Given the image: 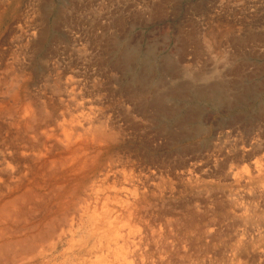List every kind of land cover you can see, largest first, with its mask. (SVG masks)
<instances>
[{
  "label": "bare ground",
  "instance_id": "bare-ground-1",
  "mask_svg": "<svg viewBox=\"0 0 264 264\" xmlns=\"http://www.w3.org/2000/svg\"><path fill=\"white\" fill-rule=\"evenodd\" d=\"M22 1L23 0H0V37L5 36L6 33L8 34V31L10 30L9 36L10 37L12 36V39L17 43L19 41L21 42L22 45H20V43H18L17 45L18 47L20 46L18 53H21V54L23 53V55L24 53L26 54L25 51L28 48L27 45H29V47L31 45L32 46L31 48L33 49V51L31 52L32 57H29V58L27 57V58L28 59L32 58L31 60L34 62L35 59L38 58L37 53H39L38 50H40V48L38 47L44 41L43 36L45 32L44 30H42L43 25L39 23V21H41L38 19L39 16L36 17L35 15L36 13L35 6H37L38 3L36 5L32 4L31 6L27 5L28 10L23 11V13L19 15L22 9L21 7ZM66 5H69V4H66ZM96 5H98V3H96L93 6L96 7ZM46 7L47 8L45 9L47 10V12H49V5L47 4ZM117 8L119 7L117 6ZM116 10H114V13H117L115 12ZM73 11L74 10H72V12ZM98 12L100 13L101 11H98ZM67 14L68 13H66L65 15ZM75 17L77 18V15ZM40 18L42 19V17ZM99 18H100L99 16L96 18V22H97L95 23L96 28H99L100 26ZM63 20H64V17H63ZM115 22H117V19L115 20ZM89 23L87 24V26L89 25ZM12 24H15V25L10 27ZM104 25L105 24L103 23V27ZM83 26L84 25H82V27ZM60 27L61 26H59V28ZM74 27L75 26H73V28ZM111 28L113 29L114 27H111ZM93 29L92 31L94 30L96 31V29L94 30ZM85 31L86 30H84V32ZM104 31L105 33H107L105 29ZM61 32H64V31H61ZM85 33H88V31ZM113 35L115 36V34ZM39 36H40L39 41L38 40L37 42L33 41L35 38L38 39ZM64 36L67 37L66 34ZM93 37L95 36L93 35ZM81 38L79 36V39ZM97 38H100V37H97ZM12 41H9V42H12ZM82 41H85V40H82ZM33 42H35L36 44L32 45L34 44ZM67 42H70V41H67ZM71 42L69 44H71ZM64 43H65V40H64ZM86 43L88 46V42ZM1 44L3 43L1 42ZM1 44H0V264H183L184 262H182V260L184 261L186 260L187 251L192 246L197 247L195 253L200 254L201 251L198 250L199 248L198 244L203 239L205 241L207 240L209 243H215V242H219L220 240H222L224 236V232H223V229H219V228L222 226L223 222L225 221L230 220L231 224L233 225L232 228L238 227V226L240 227V225L247 226L249 228L251 227V230L259 226L264 227V186H262V183L264 184V158L260 160H255L256 159L255 158L254 159L255 161L250 159L254 162L249 165L244 166V168L242 167L243 169L242 171H239L236 169L235 172L229 171L224 174L223 181L225 182L237 181V184L239 185L244 184V186H248L249 190H251V194H249L247 197L250 196V198H247L240 193L236 195L233 194L234 196L226 195L227 197L224 196L225 198L224 200L221 199L217 201L215 199L216 205L215 204L214 205L218 207L217 209L216 208L212 210L206 209V211H201L200 205H197L194 208H192L191 206H189L190 204H187L188 203L187 202L186 203L187 211H185L182 214V207L178 205V203H180L181 201L179 202V200L176 198L178 194L177 185L172 184L171 177L169 176L167 171H165L167 166L165 167L164 164L163 165L160 164V166H155V165L152 166L150 164L151 157L149 158V155L145 154L146 156L143 161L138 157V155H133L132 152H130L131 149L128 150L125 144L127 142L126 139L129 138L128 137L129 134L127 131L130 130L132 126H134V129H135V121L139 116L138 111L141 112L146 107L144 105L145 102H143L144 94L146 91L143 88L142 90L140 88V90L136 91L137 88L134 90V87L131 85V92H129L127 88L123 87L120 83H115L117 84V87L119 88V89L114 88L116 93L119 91L118 93L122 94L123 91H125L127 93L128 99L130 98V102H131L130 104H132V105L129 104L130 106H125L126 104L123 105L121 107L122 111L118 112L117 111L118 109H116L117 107L114 108V106L113 107L107 106L108 102L106 103V98H105L107 96L106 94L107 90L105 89V86L107 85L104 86L103 82H101L98 79L97 80L93 79L94 77L89 78L90 80L93 79L92 81H90L87 78L88 76L87 77L84 76L82 72L83 69H81L80 67H76V71L74 70L75 68L72 67L73 70L75 71L76 77L70 75V77L71 76L72 77L69 78L68 80L66 79L67 82L65 81V83H62L59 80L60 78H58V80L53 84H50V85L43 84V86H40V85L38 86L36 84H32L31 80L26 78V75L25 77L22 75L24 73L23 66H25L22 63H24V61L21 63L22 67H17L20 64V61L23 59L19 61L20 56L16 57L14 56L15 54L14 55L11 54L12 59L11 58L10 59L12 61L11 60L8 61L7 57L9 55L7 56V53H6L7 50L6 51L4 49L2 50ZM13 44L14 43H12V45ZM23 44L25 45L23 46ZM73 44L76 45L75 42ZM80 44H82V42ZM92 44H94V42ZM95 44H96V41H95ZM9 45L11 46V43ZM89 45L92 46L91 44ZM205 46H207V44H205ZM91 48H93V46ZM95 49L96 48H94L93 50L95 51ZM27 50H29V48ZM47 50L48 49L46 48V51ZM14 52L16 51H13V53ZM79 52L77 50L76 53H79ZM82 52L83 51H81V55L85 53V51L83 54ZM44 53L42 52L41 55H43ZM88 53L86 51V54ZM86 54H84V56ZM91 54L93 55V52ZM87 57L89 58V56ZM124 60L126 61V59ZM25 61L27 62L28 60H25ZM224 63L227 64V62L225 61ZM231 63L232 62H229V65ZM88 64L90 65L92 63H88ZM51 67L52 66L47 67V68L49 69ZM61 68H58V69L61 70ZM87 68L89 67H86V71H87ZM64 69L66 68H63L62 70ZM108 69L105 72H108L109 71ZM64 72H67V71H64ZM96 72L95 74L98 75L99 73L97 74ZM109 72L110 74L108 76H110L111 80L112 81L113 79L117 80V75L119 74L114 73V70H111ZM124 72H126V70ZM184 72H186V70ZM226 72L228 71L226 70ZM105 74L103 73L104 79L108 77ZM193 74L197 76V73H193ZM54 75H57V74H54ZM207 75L209 74L207 73ZM138 76L139 75L137 74V77ZM143 77L144 76L142 75V78ZM198 77L199 75L197 76V78ZM35 78L37 79V77ZM99 79L101 78L99 77ZM161 79L163 78L161 77ZM118 80L120 81V79ZM38 81L40 80L38 79ZM43 81L44 80H42V82ZM49 81L52 82L53 80L49 79ZM138 82H140V79L139 81H137V83ZM161 83L163 82L161 81ZM45 84H47V82ZM106 84H109V83L107 82ZM136 85L139 86L140 84H136ZM141 85H142V81H141ZM142 86L144 87L145 84ZM159 88L161 89V86ZM154 89L155 88H153V90ZM176 89H174V91H176ZM152 92H155V91H152ZM178 92L179 91H177V93ZM151 94L152 93H150V95ZM122 95L124 96V94ZM177 95H180V94L178 93ZM162 96L163 95L160 94L158 99L162 100ZM164 97H166V95ZM208 97L209 96H207V98ZM149 98L147 99L149 100ZM155 100H157V98ZM161 100H157L158 103L160 101V104L161 103L164 104L165 101L161 102ZM154 103L156 102L154 101ZM119 105H122V103ZM162 105L161 107L160 106L159 107L162 108ZM160 108H159V111H160ZM163 109H165V106ZM156 110H158V108ZM170 111L168 113L169 115L171 114ZM150 113H152L151 110H150ZM141 114H142L141 119H144L146 114H144V111H142ZM163 114L166 115L167 113L166 114L163 113ZM189 118H187L185 121H187ZM137 123H140V121ZM160 124H163V123H160ZM149 125H153V124H149ZM199 129L200 128H198V130ZM149 132L148 134H150ZM164 132L165 130L160 128L155 133V135L152 134L153 137L151 136L150 137L153 141L151 142H153V144H156L157 140L164 141L166 140V138H169L168 136L165 138ZM134 133L137 134L136 132ZM143 133L145 134L144 131ZM233 133L228 132L226 135V139L231 140L230 137L232 138ZM132 134L133 133H131L130 135ZM171 134H173V132ZM147 135L145 136L147 137ZM138 136L139 135H137V138H139ZM202 137L203 136H201V138ZM196 138L197 137H195V139ZM255 139H253L254 141L251 140V142L246 144L247 152L251 153V155L253 156L257 152H264L262 143L260 141H257L258 138L256 141ZM214 141L215 140H213L212 142L214 143ZM261 141H264V139H262ZM244 142L245 143L247 142V138H246V141ZM148 146L149 145H145L146 151L149 148ZM213 148H214V145H213ZM224 149L222 150L223 152H224ZM227 149H229V147ZM246 149H243V150H246ZM151 153H155V152H151ZM215 154L216 153L214 152V155ZM161 156L159 155L160 160H161ZM179 156H181L180 153H179ZM236 157L238 156H235V158ZM169 158H172V156ZM191 158L193 159V156ZM196 160H198V158ZM244 160H243V163L245 164ZM155 162L153 163L155 164ZM175 162L173 163L176 164ZM193 162H196V161H193ZM230 162H231V159H230ZM183 165H187V164H183ZM216 166H220L219 163ZM172 167L173 166L171 163V168ZM187 168H188V165H187ZM195 168L190 171L185 172L184 174H181L183 183L185 184V181L187 182V185H185L184 187L185 191L188 190V188H191L192 186L199 185L200 182L203 183L202 179L204 178V176L201 177L200 175H198L197 174L198 170ZM220 169H224V167ZM217 170H219V168ZM213 174L214 173H212V175ZM203 185L207 186L208 183H204ZM198 193H200V191ZM215 200L213 201L215 202ZM175 204H177V207ZM218 212H222L221 220L212 219L211 217L207 220V222L203 223L204 224L203 226H201V223L204 221L205 216L207 217V215L209 214V217H210L211 213L215 216V214H219ZM237 235L239 234L237 233ZM245 235H248V234L246 233ZM260 235H261L260 233L258 234L252 233L248 235L249 236L248 238L251 242H253V241L260 240L261 239ZM248 243L249 242L238 247L236 249V252L242 251V249L245 246H247ZM260 253H258V255H260ZM201 254H204V253L202 252ZM182 257L184 259H182ZM248 260L249 262H252L250 261V259ZM261 260L259 259V261Z\"/></svg>",
  "mask_w": 264,
  "mask_h": 264
},
{
  "label": "rangeland",
  "instance_id": "rangeland-1",
  "mask_svg": "<svg viewBox=\"0 0 264 264\" xmlns=\"http://www.w3.org/2000/svg\"><path fill=\"white\" fill-rule=\"evenodd\" d=\"M35 1L28 0L27 2V0H23L21 7L24 10L21 9L20 11L21 13H19V15H21L23 11L28 10V6H31L32 4L36 5L38 3L37 6H35L36 8L35 15L36 17L39 16L38 19L41 20L39 21V23H41L44 26V27L42 26V30H44L45 32L43 36L44 38L42 37L44 41L38 47L40 48V50H38L39 53H37L38 58H36L38 60L35 59V61L33 62L31 60L32 58L28 59L29 57H32L31 52L33 51V49L31 48L32 47L31 45L30 47L29 45H27L29 50H27L28 48L26 49L25 51L26 54L24 53L23 55V53L22 54L18 53L20 46L18 47L17 45L18 43H20V45L22 44L20 41L18 43L15 42L12 39V36L11 37L9 36L10 30L8 31V34L6 33V35L4 34L5 36H2L3 38L0 37V44L1 42L3 43L1 44V48L2 50L3 49L5 51L7 50L6 52L7 56L9 55L7 57L8 61L12 59V55L14 54H15L14 56L16 57L20 56L19 61L23 59L20 61V64H19L21 66L18 65L17 67H22V64L25 65L23 66L24 73L22 74L24 77L26 75V78L30 79L32 84H36L38 86L39 85L43 86V84L44 85L53 84L58 80V78H60L59 80L62 83H65V81L67 82V80L71 78L72 76L76 77V74H75L76 67H80L81 69H83V71L82 70L81 71L83 72L84 76L86 77L88 76L87 77L88 79L94 77L93 79H96V80L98 79L101 82H103L104 86L107 85L105 86V89L108 92V93L106 92L107 96L105 97L106 103L108 102L107 106H112V107L114 106V108L117 107L116 109H118L117 110L118 112L122 111L121 107L123 105L126 104L125 106H130L132 104H130L131 103L130 98L128 99L127 93L125 91L122 90L123 91L122 94H124L125 98L122 94L118 93L119 91L116 93L114 88H117V89L119 88L117 87V84L115 83H120L123 87L127 88L129 92H131V85L134 87V90L137 88L136 91L140 90V88L142 90L143 88L146 91L144 94L145 101L143 100V102H145L144 105L146 107L142 111H144V114L146 115L144 119H141L142 111L141 112L138 111V114L140 117L138 116V118L135 121V129H134V126H132L133 128L131 127V129L127 131L129 134L128 135L129 138L126 139L128 143L126 142L125 144L128 150L131 149L130 152H132L133 155H138V157L143 161H144L145 156L149 155V158L151 157L150 164L152 166L154 165L160 166V164L161 165L164 164L165 167L167 166L165 171H167V173L171 177L172 184L177 185L178 194L176 198L179 200V202L181 201L180 203H178V205L182 207V214L185 211H187V204H190L189 206H191L192 208H194L197 205H200L201 211H206V209L207 210H212L215 208L217 209L218 207L215 206L216 200L217 201L221 199L224 200L225 199L224 196L227 197L229 195L232 196L233 194L236 195L240 193L243 196L247 197L249 194H251V190H249L248 186H244V184L239 185L237 184V181H229L230 183L225 182L223 181V178H224V174L229 171L235 172L236 169L239 171H242L243 170L242 167L244 168V166L253 163L255 160H260L264 158V152H257L254 154L255 156L254 157L253 155H251V153L247 152V149H246V144L251 142V140L254 141L253 139L255 138H256L255 141L258 138L257 141H260L264 148V141H261L262 139H264L263 138L264 137V119H262L264 118V114H263L264 113V106H263L264 105V0H64V1L63 0H45V1L37 0L36 2ZM96 3H98V5H96V7L93 6ZM47 4L49 5L50 13L47 12V10L45 9L47 8L46 7ZM66 4H69V5H66ZM116 5L119 8L120 7L121 8L120 9L117 8ZM113 6L116 8H114ZM112 8L114 10L117 9L115 11L117 13H114V10ZM72 10L74 11L72 12ZM98 11H101V12L99 13ZM66 13L68 14L65 15ZM106 14L109 17L111 15L112 16L109 18ZM76 15H77V18L75 17ZM98 16L100 17L99 18L100 23L98 22L100 25L99 26L100 29L96 28V24H95L97 23L96 18ZM40 17H42V19ZM63 17H64V20H63ZM116 19H117V22L119 23L115 22ZM88 20L90 21V23ZM76 21L79 23H77ZM88 23L89 25L87 26ZM103 23L105 24L104 27H103ZM13 25L15 24H12L10 27H12ZM48 25L50 28L48 27ZM82 25H84L83 26L84 29ZM59 26L61 27L59 28ZM73 26H75L74 27L75 29L73 28ZM78 26H80L81 28ZM111 27H114V28L112 29ZM93 28L96 29V31ZM103 28L106 30L107 33H105ZM92 29L94 31H92ZM84 30H86L85 32L88 31L90 35L88 33H85ZM59 31L61 34L59 33ZM61 31H64V32H61ZM112 33L115 34V36ZM65 34L67 35V37L64 36ZM93 35L95 37H93ZM79 36L80 38L82 37L83 39L82 38L79 39ZM75 37H77L78 39ZM97 37H100V38H97ZM39 39H40V36L38 37V39L35 38L33 41L37 42V40L39 41ZM64 40H65V43H64ZM82 40H85V41H82ZM91 40L94 42V44H92L93 42ZM9 41H12V42H9ZM67 41H70V42L72 41L73 43L75 42L76 45H74L72 42L71 44H69L70 42H67ZM77 41L78 42L81 41L82 44L83 45L85 44V45L83 46L82 44H80L81 42L78 43ZM95 41H96V44H95ZM35 42H33L34 44L32 43L31 44L35 45L36 44ZM86 42H88L89 48ZM10 43H11V46L9 45ZM12 43L14 44L12 45ZM89 44H91L93 48H91L92 46H90ZM205 44H207V46H205ZM24 45L25 44H23V46ZM214 45L217 47H215ZM72 47H74L75 50ZM46 48L48 49L47 51H46ZM94 48H96L95 51L93 50ZM77 50L78 52L79 51L80 52L76 53ZM13 51H16V52L13 53ZM81 51H83L82 54L84 53V51H85L84 54H86V51L87 53L89 52L90 54L89 53L86 54L87 56H89V58L86 55L84 56V54L81 55ZM42 52L43 53L45 52L44 53L45 55L44 54L41 55ZM92 52L94 56L91 54ZM24 59L28 61L31 60V61L26 62ZM124 59H126V61ZM221 59L227 62V64L224 63V61H222ZM23 61L24 63H22ZM229 62H232V63L229 65ZM88 63H92L90 64L91 66ZM26 64L28 65V67ZM50 66L52 67L48 69L47 67H50ZM60 66L66 69L62 70L63 68H61ZM72 67L75 68L74 69L75 71L73 70ZM86 67H89L87 68V71H86ZM58 68H61L62 71ZM107 69L109 71L114 70V73L119 74L117 75V80L113 79V81L115 82H113L110 76H108L110 72L109 71H108L109 73L105 72L107 71ZM42 70L44 71L45 74L43 73ZM125 70L126 72H124ZM185 70L186 72H184ZM188 70H190L191 72ZM226 70L228 72H226ZM64 71H67V72H64ZM95 72L99 74L96 75ZM103 73L104 74L107 73L105 74L106 76H108V77L105 76L106 79H104ZM193 73H197V76L199 75V77L197 78V76H195V74ZM207 73L209 75H207ZM50 74L52 75V77ZM54 74H57V75H54ZM137 74L139 75L138 77H137ZM70 75L72 76L70 77ZM142 75L144 76L143 78H142ZM35 77H37V79ZM99 77L102 80L99 79ZM161 77L163 79H161ZM38 79L40 81H38ZM49 79H52L53 81L50 82L51 80L49 81ZM118 79H120V81ZM139 79H140V82L137 83ZM42 80L44 81L42 82ZM141 81H142V85L145 84L144 87L141 85ZM161 81L163 83H161ZM46 82L47 84H45ZM107 82L109 84H106ZM136 84H140V85L138 86ZM179 85L180 87L181 86L182 87L180 88ZM160 86L162 90L159 88ZM153 88H155L156 90L155 89L153 90ZM174 89H176V91H174ZM158 90L160 93L158 92ZM152 91H155V92H152ZM177 91H179L178 93L180 95H177L178 94ZM111 93L113 96L111 95ZM150 93H152L151 94L152 96L150 95ZM160 94L163 95L162 100L158 99ZM183 94L186 96H184ZM165 95L166 97H164ZM207 96L209 97L207 98ZM147 98H149V100ZM156 98L157 100H161V102L165 101L164 104L163 103L160 104V101L158 103V101L155 100ZM154 101L156 103H154ZM120 102L122 103V105H119L121 104ZM161 105H162V108H160ZM164 106H165V109H163ZM157 108L158 110H156ZM159 108L161 112L159 111ZM150 110L152 111V113H150ZM168 110L169 111L171 110L170 115L168 114L169 113ZM163 113L165 114L167 113V114L164 115ZM191 115H193L194 117ZM187 116H189L190 118ZM186 117L193 120L194 122L189 119L185 121L187 119ZM161 119L162 120L164 119V120L162 121ZM139 121L140 123H137ZM136 123L139 125H137ZM160 123H163V124H160ZM149 124H153V125H149ZM160 128L165 130L164 132L165 138L167 136L169 138H166V140L164 141L157 140L156 144H153V142H151L153 141L151 139V137H153L152 134L155 135V133ZM198 128H200L199 129L200 131L198 130ZM185 129L186 130L188 129V130L186 131ZM143 131L145 132V134L143 133ZM134 132H136L137 134H135ZM148 132L150 134H148ZM172 132L173 134H171ZM228 132H232V133L234 132L232 134V138L230 137L231 140L226 139V135ZM131 133L133 134L130 135ZM180 134L182 137L180 136ZM137 135H139L138 136L139 138H137ZM145 135H147V137ZM176 136H178L179 138ZM191 136H193L194 139ZM201 136L203 137L201 138ZM195 137L197 138L195 139ZM246 138H247V142L245 143L244 141H246ZM212 139L215 140L214 143L212 142L213 141ZM170 143L172 144V146ZM165 144H167L168 146ZM178 144L180 145V147ZM145 145H149L148 146L149 148L147 151L145 149L146 148ZM213 145L216 150L213 148ZM228 147L229 149H227ZM223 149H224V152L222 151ZM243 149H246V150H243ZM211 150L214 151L216 154L214 155V152H212ZM151 152H155V153H151ZM179 153L181 156H179ZM245 154L246 155L248 154L249 156L247 155L246 157ZM159 155L161 156V160H160ZM171 156L172 158H169ZM192 156H193V159L195 158L194 160L191 158ZM235 156H238V157L235 158ZM179 157H181L184 161ZM197 158L198 160H196ZM230 159H231V162H230ZM250 159L252 160L255 159V160L252 161ZM156 160H158L159 162ZM243 160L245 161V164L243 163ZM193 161H196V162H193ZM153 162H155V164ZM173 162H175L176 164H174ZM171 163L173 166L172 168L174 170L171 168ZM218 163L220 166H216ZM183 164H187L188 168H187V165H183ZM223 167L224 169H220ZM194 168L198 170L197 171L198 175H200L201 177L204 176V178L202 179L203 183L200 182L199 185L192 186L191 188H188V190L185 191L184 187L185 185H187V182L185 181V184L183 183L181 174H184L185 172L190 171ZM218 168L219 170H217ZM212 173L214 174L212 175ZM204 183H208V185L205 186L203 185ZM262 186H264L263 183H262ZM199 191L200 193H198ZM247 198H250V196ZM212 199L213 200L216 199L215 202ZM190 201H192L193 203ZM175 205L177 207V204ZM218 213L219 214H215V216L212 213L210 214V217H209V214L207 215V217L205 216L204 221L201 223V226H203L204 225L203 223L207 222V220L211 217L212 219L221 220L222 212H218ZM232 227L233 225L231 224L230 220L223 222L222 226L219 228V229H223V232H224V236L222 240H220L219 242H215V243H209L207 240L205 241L203 239L198 244L199 246L198 250L201 251L200 254L195 253L197 247L192 246L187 251L186 260L185 261L182 260V262L184 263L186 262L185 264H254L255 262H256L255 264H258V263L264 264V254H263L264 253V227L259 226L257 228H253L252 230H251V227L249 228L247 226H241V225L240 227L239 226L234 227V228ZM237 233L239 235H237ZM246 233L248 235L252 233H255V234L260 233L262 236L260 235V238H261L260 240L251 242L248 238L249 236L245 235ZM246 241L249 242L247 246H245L242 249V251L236 252V249L238 247L247 243ZM202 252L204 254H201ZM258 253H260V255H258ZM253 258H255L256 260ZM182 259L184 258L182 257ZM248 259H250V261L252 262H249ZM259 259L260 260L262 259V260L259 261Z\"/></svg>",
  "mask_w": 264,
  "mask_h": 264
}]
</instances>
